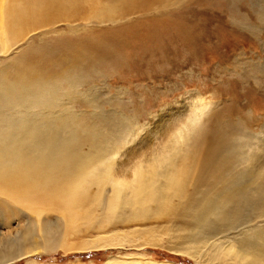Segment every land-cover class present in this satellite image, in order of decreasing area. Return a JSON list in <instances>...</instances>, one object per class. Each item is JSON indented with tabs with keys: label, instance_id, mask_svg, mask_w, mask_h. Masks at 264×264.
I'll list each match as a JSON object with an SVG mask.
<instances>
[{
	"label": "rangeland",
	"instance_id": "rangeland-1",
	"mask_svg": "<svg viewBox=\"0 0 264 264\" xmlns=\"http://www.w3.org/2000/svg\"><path fill=\"white\" fill-rule=\"evenodd\" d=\"M0 5V131L51 122L70 154L55 177L0 176L4 254L39 248L10 264H246L233 235L209 237L264 229L263 0ZM234 175L257 202L184 231L192 196Z\"/></svg>",
	"mask_w": 264,
	"mask_h": 264
},
{
	"label": "bare ground",
	"instance_id": "bare-ground-1",
	"mask_svg": "<svg viewBox=\"0 0 264 264\" xmlns=\"http://www.w3.org/2000/svg\"><path fill=\"white\" fill-rule=\"evenodd\" d=\"M60 1H66V0H60ZM1 6L2 5H0V7ZM4 6H6V4ZM31 6H35V4L30 5V8H33ZM2 10L3 9H0V30L3 29L2 27H4L2 26L1 22L2 20H5L3 19L4 17L2 16L4 15L1 12ZM262 11H263V20H264V0H263ZM25 72L26 71L24 72L22 71L23 74ZM17 75H19V73ZM50 75L52 74L50 73ZM18 78H20V76ZM16 85L17 88H19L20 90L25 89L32 92H39L41 90H46L47 88H49L47 84H38V83H28L26 85H23L17 82ZM3 87L4 85H2V88ZM4 88H7V86ZM13 88H15V86ZM19 98L17 97L18 100ZM23 103H26V101H23ZM30 104L33 103H31L30 101ZM26 116H23L25 117L22 128L23 131H21L20 133L13 134L11 132H5L4 130L2 132L0 131V176H5L9 174L11 177L13 176L14 178L11 181L4 182L3 183L4 186L23 185L24 182L26 183L31 182L32 178L42 180L46 178L55 177L59 175L61 169H63L62 166L66 164V162H68V158L70 155L68 149L66 148L68 139L67 140L64 139V137L68 138V135H66L67 133H64V135H60L57 132H55L53 128L56 126L52 127L51 122L46 123L45 121L42 122L40 126H36V124L30 121L29 119L30 116L29 117ZM62 126L66 131L67 126L65 125ZM7 127L5 126V129ZM9 128L10 127H8L7 130ZM246 176H248L249 179L252 177V175L248 173L243 175V177ZM238 177H241V175H234L232 178L233 179L237 178L235 181L230 183L226 182L225 185L220 186V188L215 193L210 194V198H208V196L206 195L204 201H202L200 198L198 199L196 195L195 196L193 195L191 201H189L190 202L189 205L191 209H195L197 211V213H195L196 215L195 222L194 223L191 222L190 226L183 225L184 226L182 227L183 230L190 231L193 228L196 229L211 217L213 218L228 217L229 216L228 210L230 209L228 206L230 205L232 208H234L233 211H239L242 210L243 208L251 207L252 202L255 203L256 201L254 199V192L252 190L253 187H256V185L258 184V182L256 181L257 178L252 179L251 181L247 180L249 181V184H244V182H241V185L237 187L236 185H238L239 183ZM4 191H7L9 192L10 195L14 196V190L4 189ZM16 197L19 198V196ZM257 223L258 222H256V220L255 221L244 220L240 222L237 226L231 227L227 231H223V233L213 234V236L209 237V239L211 238L213 241H217L221 237L225 238V236L226 237L229 236L230 238V235L231 236L233 235L232 240L234 241V239H236L233 242V244H235L237 247L236 251H234V255L240 256L238 257L239 260L247 261L246 264H264V229L255 228V226H253V228L251 227L252 226L251 224L257 226ZM250 227L251 230H249ZM13 238L10 240L0 239V264H10L29 253H33V251H39V248H36L26 253L17 252L15 254H11V253L4 254L6 251L10 250L14 246V241L16 239ZM88 247L90 248L92 246H88ZM189 255L195 258L194 255L192 254ZM248 255H251L252 257L251 258L247 257Z\"/></svg>",
	"mask_w": 264,
	"mask_h": 264
}]
</instances>
